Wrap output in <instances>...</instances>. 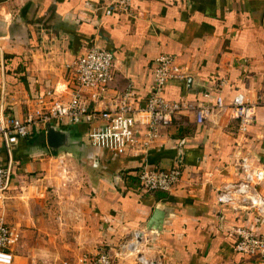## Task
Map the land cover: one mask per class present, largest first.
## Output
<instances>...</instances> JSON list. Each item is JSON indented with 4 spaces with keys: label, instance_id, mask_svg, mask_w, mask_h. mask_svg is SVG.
I'll use <instances>...</instances> for the list:
<instances>
[{
    "label": "crops",
    "instance_id": "0c3cea01",
    "mask_svg": "<svg viewBox=\"0 0 264 264\" xmlns=\"http://www.w3.org/2000/svg\"><path fill=\"white\" fill-rule=\"evenodd\" d=\"M130 2L131 14H126L106 9L109 0H0V109L11 117L23 116L47 90L67 101L74 88L71 64L92 46L110 50L114 66L113 81L89 101L90 108L111 107L128 87L135 107L143 108L161 54L174 56L186 73L185 79L163 85L166 99L213 105L217 96L228 103L244 94L256 105L255 119L245 130L224 114H212L201 124L192 113L178 114L159 141L139 155L91 146L86 125L74 126L90 151V162L82 165L89 184L86 211L96 233L101 232L99 240L111 247L112 264H133L131 256H115V246L134 230L146 238L143 253L166 264H257L234 250L230 229L240 226L264 235V218L219 204L215 189L237 177L239 157L249 156L264 167V0ZM139 117L147 119L144 113ZM49 151L42 126L19 139L10 155L0 147V165L9 157L12 165L0 215L21 234L12 264L25 245L23 221L19 212L6 215L9 202L4 200L16 197L20 177L47 167ZM175 165L181 167V180L164 197L156 199L139 186L142 167ZM33 185L25 200L30 207L42 196ZM261 189L264 194V182ZM154 207L170 210L160 232L145 229ZM34 213L28 222H41L40 211ZM87 257L65 262L81 264Z\"/></svg>",
    "mask_w": 264,
    "mask_h": 264
},
{
    "label": "built area",
    "instance_id": "2783aa9c",
    "mask_svg": "<svg viewBox=\"0 0 264 264\" xmlns=\"http://www.w3.org/2000/svg\"><path fill=\"white\" fill-rule=\"evenodd\" d=\"M105 8L131 14L130 0H109ZM114 58L110 50L92 46L76 57L71 64L74 73V88L67 101L61 100L54 90H47L38 97L33 108L23 116L11 117L0 109V147L10 151L19 139L26 138L34 127L45 128L53 122L56 126L85 124V136L91 146L107 148L117 153L139 155L146 153L160 139L162 131L172 123L178 114L192 113L197 124L203 123L212 114L226 115L237 120L245 130L255 119L256 105L245 95L237 93L225 103L221 96L215 103H194L185 99L169 100L161 95L163 85L170 79H185L186 73L170 54H161L156 59L153 83L143 108L137 109L129 90L118 95V102L111 107L90 108L89 101L96 100L113 81ZM147 116L146 120L139 117ZM264 127V119L262 121ZM59 173L68 178L69 166L64 155L55 157ZM238 173L235 179L222 182L215 189L216 201L234 211H252L264 218V167L255 164L249 156L236 159ZM10 157L6 165H0V200L8 190L11 178ZM179 165L169 169L142 167L137 173L139 186L146 191L170 192L181 180ZM235 238L234 250L244 256L254 257L257 264H264V235H257L245 227L230 229ZM21 238L20 231L9 225L0 215V264H12L14 248ZM145 236L134 230L121 251L115 254L133 256V264H166L161 257L148 256L141 249ZM81 264H112L113 255L101 250L80 260ZM63 264H67L64 262Z\"/></svg>",
    "mask_w": 264,
    "mask_h": 264
},
{
    "label": "rangeland",
    "instance_id": "374dc122",
    "mask_svg": "<svg viewBox=\"0 0 264 264\" xmlns=\"http://www.w3.org/2000/svg\"><path fill=\"white\" fill-rule=\"evenodd\" d=\"M89 152L85 150L82 155L77 151L66 154L65 151L53 152L50 149L46 154L47 167L34 171L32 177H20L15 183L13 195L16 197L9 199L7 193L8 198L4 203L9 202L8 208L12 212L8 211L6 215L16 217L19 212L23 221L20 226L25 245L18 248L14 264H61L101 250L112 252L109 245L99 240L101 232L96 233L92 219L89 218L90 213L86 211L89 184L82 165L90 162ZM57 155H64L70 169L68 178L59 173L55 161ZM33 184H36L34 192H40L42 196L31 203L30 207L25 200L28 199L26 195L32 196L29 188ZM34 211H40L41 222L32 224L28 219ZM38 213H34V217ZM129 238L128 235L122 242ZM115 247L122 250L119 245Z\"/></svg>",
    "mask_w": 264,
    "mask_h": 264
},
{
    "label": "water",
    "instance_id": "95a60500",
    "mask_svg": "<svg viewBox=\"0 0 264 264\" xmlns=\"http://www.w3.org/2000/svg\"><path fill=\"white\" fill-rule=\"evenodd\" d=\"M187 79H189L188 76ZM45 133L46 144L53 152L65 151L74 154L77 151L81 155L85 153V143L73 124L59 127L49 122L45 126ZM169 214L170 210L167 207H154L151 216L146 221L145 229L160 232Z\"/></svg>",
    "mask_w": 264,
    "mask_h": 264
},
{
    "label": "trees",
    "instance_id": "16d2710c",
    "mask_svg": "<svg viewBox=\"0 0 264 264\" xmlns=\"http://www.w3.org/2000/svg\"><path fill=\"white\" fill-rule=\"evenodd\" d=\"M152 192H154L153 194L156 197V199L162 198L165 196V192H163V191H152Z\"/></svg>",
    "mask_w": 264,
    "mask_h": 264
}]
</instances>
